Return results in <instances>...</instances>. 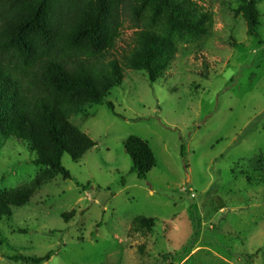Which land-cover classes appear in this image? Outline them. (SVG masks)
Wrapping results in <instances>:
<instances>
[{"label":"rangeland","instance_id":"1","mask_svg":"<svg viewBox=\"0 0 264 264\" xmlns=\"http://www.w3.org/2000/svg\"><path fill=\"white\" fill-rule=\"evenodd\" d=\"M196 1L213 13L212 35L182 48L160 82L127 71L106 98L118 116L102 103L70 119L95 146L63 156L71 179L56 176L0 221V264L48 252L43 264H264V0L262 44L234 0ZM130 35L125 22L115 55ZM129 136L154 154L145 179L131 171ZM32 159L0 136V191L30 181ZM137 216L157 220L130 234Z\"/></svg>","mask_w":264,"mask_h":264},{"label":"trees","instance_id":"2","mask_svg":"<svg viewBox=\"0 0 264 264\" xmlns=\"http://www.w3.org/2000/svg\"><path fill=\"white\" fill-rule=\"evenodd\" d=\"M234 1L246 34L262 44V0ZM125 22L130 42L117 56ZM213 27L212 11L196 0H0V136L23 144L39 168L30 181L0 191V221H9L14 208L28 204L56 176L71 179L63 156L75 162L95 146L72 117L102 103L118 116L106 98L127 71L160 82L175 55L212 35ZM122 146L131 171L145 179L155 166L151 148L136 136ZM156 220L135 217L130 234H144ZM51 255L5 258L43 264Z\"/></svg>","mask_w":264,"mask_h":264}]
</instances>
